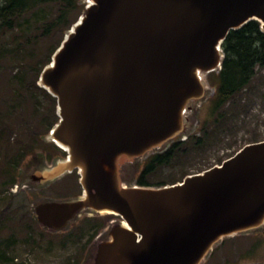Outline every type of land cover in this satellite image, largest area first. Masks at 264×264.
Wrapping results in <instances>:
<instances>
[{
    "label": "water",
    "instance_id": "95a60500",
    "mask_svg": "<svg viewBox=\"0 0 264 264\" xmlns=\"http://www.w3.org/2000/svg\"><path fill=\"white\" fill-rule=\"evenodd\" d=\"M92 1L39 80L57 100L49 139L67 155L37 177L77 171L82 194L37 217L53 231L86 210L120 218L96 264H203L223 239L264 228V141L174 185L127 186L121 168L181 131L230 32L257 21L264 33V0Z\"/></svg>",
    "mask_w": 264,
    "mask_h": 264
},
{
    "label": "rangeland",
    "instance_id": "374dc122",
    "mask_svg": "<svg viewBox=\"0 0 264 264\" xmlns=\"http://www.w3.org/2000/svg\"><path fill=\"white\" fill-rule=\"evenodd\" d=\"M75 1L77 7L71 21H79L86 13L85 0ZM58 9L57 4L39 5L20 20L15 34L23 35L20 44L25 45V52L30 55L24 69L11 57L0 60V115L11 111L13 114L5 123L13 133L10 148L0 151V264H96L99 247L111 239L112 230L121 223L115 215L86 210L66 229L53 231L44 227L37 217L36 209L41 204L72 200L79 197L80 192L76 174H66L48 183L37 177L38 173L64 159L59 152L61 149L57 150L45 129L55 121V115L43 93L31 91L28 84L22 83V78H15L27 72L25 82H32L30 68L46 63L54 47L64 39L66 34L46 38L41 32ZM216 74L218 72L207 77L206 98L191 102L183 127L173 140L146 157L122 166L124 184L135 186L143 162L153 154L166 151L178 140L201 138L203 143L199 148L185 145L186 152L151 181L173 178L180 182L187 176L221 166L249 144L264 141V68L257 69L255 78L243 93L221 107L213 102ZM37 85L41 87L39 81ZM33 142L34 151L20 163L14 177L11 176L16 185L10 187L12 179L4 170H8L9 162ZM203 264H264V228L223 239Z\"/></svg>",
    "mask_w": 264,
    "mask_h": 264
},
{
    "label": "trees",
    "instance_id": "16d2710c",
    "mask_svg": "<svg viewBox=\"0 0 264 264\" xmlns=\"http://www.w3.org/2000/svg\"><path fill=\"white\" fill-rule=\"evenodd\" d=\"M45 4H57L59 7L57 13L47 20L46 24L43 27V36L46 38H51L52 36L61 35L63 37L72 26L76 23L71 21V15L73 10L77 7V1L75 0H3L0 3V60L7 58H13L12 60L21 64L23 69L25 68L26 58L30 55L25 52V45L20 44V36L22 34H15L20 20L27 14L34 11V9L39 5ZM83 12V7L81 9V14ZM80 14V15H81ZM79 20V19H78ZM9 39L7 41V35ZM64 39L57 43L53 51L49 55V58L46 63L40 67L33 65V68H30L31 75H33L32 82H25L26 74L22 73L15 76L16 79H23L24 82L28 84L31 88V91L41 92L49 100L50 107L55 115V121L49 123L45 127L47 134L55 127L59 121V117L56 115L57 112V100L44 88L37 85L40 80L41 74L44 69L51 63L53 55L61 46ZM222 50L224 53V61L222 65V70L218 74L214 75V87H215V96L213 97V102L216 107H221L227 102L234 101L239 94L243 93L244 90L251 84L253 79L256 76L257 69L264 68V33L261 30V25L257 21L250 22L245 27L230 32L226 40L222 44ZM32 57V56H31ZM12 112V111H11ZM4 113L0 115V151L5 152L10 148V139L13 136V133L9 128L5 126V123L8 122L6 119L12 118V113ZM41 133L37 134L38 136ZM188 141H175L169 148L162 152L156 153L149 156L143 163V167L136 177V185L142 187H163L167 185H174L182 182L185 178H182L180 182H175V179L169 178L166 180H161L159 182L151 181L161 170L171 166L176 159H179L184 152H186L185 145L192 144L195 148H199L203 143L201 138L191 139L188 138ZM257 143V142H256ZM35 145L34 142L25 146V150L19 152L17 158L9 162L8 172L10 176L9 184L10 187L16 185L14 178V173L17 172V169L20 163L27 157V155L34 151ZM60 150L59 148L57 149ZM62 155V158H66V153L59 151ZM72 174H76L77 179L80 180V176L77 174V171H74ZM70 174V175H72ZM12 176V177H11ZM80 184V183H79ZM79 196L82 194L81 185L79 186Z\"/></svg>",
    "mask_w": 264,
    "mask_h": 264
},
{
    "label": "bare ground",
    "instance_id": "6f19581e",
    "mask_svg": "<svg viewBox=\"0 0 264 264\" xmlns=\"http://www.w3.org/2000/svg\"><path fill=\"white\" fill-rule=\"evenodd\" d=\"M85 2H86V4H92V0H85ZM198 79L200 80V81H202V82H204V77L202 76V74H198ZM188 113V111L186 110V108L182 111V118H185L186 117V114ZM53 138H50V140H52ZM57 142V141H56ZM125 226V225H124ZM209 256H210V254H209ZM208 256V257H209ZM208 257H207V259H208ZM206 259V260H207ZM206 262V261H205Z\"/></svg>",
    "mask_w": 264,
    "mask_h": 264
}]
</instances>
